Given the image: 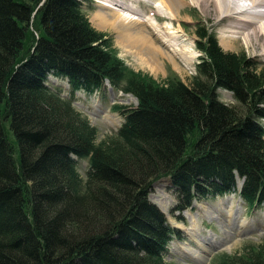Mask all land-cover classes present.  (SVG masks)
<instances>
[{
	"label": "trees",
	"instance_id": "trees-1",
	"mask_svg": "<svg viewBox=\"0 0 264 264\" xmlns=\"http://www.w3.org/2000/svg\"><path fill=\"white\" fill-rule=\"evenodd\" d=\"M87 1L0 0V264H172L174 230L148 197L162 177L177 212L234 192L264 206V68L203 25L190 84L159 83L125 68ZM49 75L67 80L68 98ZM106 84L137 104H113L123 121L96 143L74 94ZM74 157L87 160L85 178ZM216 264H264V240Z\"/></svg>",
	"mask_w": 264,
	"mask_h": 264
},
{
	"label": "rangeland",
	"instance_id": "rangeland-1",
	"mask_svg": "<svg viewBox=\"0 0 264 264\" xmlns=\"http://www.w3.org/2000/svg\"><path fill=\"white\" fill-rule=\"evenodd\" d=\"M102 1L88 0L83 4L84 12L91 26L97 31L107 34L110 38L112 49H115L117 57L127 70L147 74L159 83L176 77L184 83L190 84L196 73L195 65L201 55L196 48L195 29L203 25L214 33L218 42L221 37H233L231 46L228 43V49H224L225 51L244 53L257 64L258 68H264L262 43L257 45L246 33H240L237 29L232 28V32L226 31L227 26L233 22V18L221 23L216 22V16L213 13L207 14L204 9L200 10L195 5L187 4L188 2L184 3L183 7L176 12L175 20L170 24L166 19L157 17V24H166L172 28L174 37L171 35L172 39L168 43L166 37L163 38L165 42L175 49L176 47L182 48V51L185 49L182 58L177 55L174 58L175 61H172L169 59L171 57L169 55L156 56V58H152V62L142 66L137 62L135 56L128 54V51L121 46L115 31L109 28H96L90 21L97 10H104L98 6ZM142 1L149 5L146 8L143 7L142 17H144L155 3L154 0ZM152 2L153 4H151ZM185 56L190 59V63L182 62L181 59ZM154 62H156L154 65H157L156 69L149 66ZM46 84L51 89L59 91L62 96L69 97L70 88L66 79L50 75ZM217 95L224 103L237 104L232 93L228 90L218 89ZM113 104L134 107L137 102L132 95L114 90L108 84L92 94H85L81 90L74 94L73 106L95 127L97 131L96 143L107 142L112 138L123 121L122 115L112 110ZM262 124L264 127V120ZM75 160L78 173L82 178H85L88 168L87 160L77 158ZM240 183L241 181L237 178L236 185L239 186ZM148 197L164 214L174 230L165 255L166 261L172 264H216L221 254L240 255L249 246L257 245L264 240V206L250 209L239 197L238 192H235L233 196H227V198L219 196L194 200L188 209L177 212L173 210L176 197L169 178L162 177L152 184V190ZM193 242L198 243L200 248H197Z\"/></svg>",
	"mask_w": 264,
	"mask_h": 264
},
{
	"label": "bare ground",
	"instance_id": "bare-ground-1",
	"mask_svg": "<svg viewBox=\"0 0 264 264\" xmlns=\"http://www.w3.org/2000/svg\"><path fill=\"white\" fill-rule=\"evenodd\" d=\"M186 2L199 7L200 10L204 9L207 14L213 13L216 16V22L221 23L233 18V22L227 26L226 31L232 32V28L237 29L240 33H246L257 45L262 43L264 47V0H154L155 4L144 17H142L143 7H147V2L103 0L98 6L104 10H97L90 21L96 28H109L115 31L121 46L128 51V54L135 56L142 66L152 62V58L156 56L169 55L171 56L169 59L175 61L174 58L177 55L182 58L185 49L182 51V48L175 49L167 44L172 39L170 37L173 34L172 28L166 24H157V17L166 19L168 21L166 22L170 24L175 20L176 12ZM163 38L167 40V43ZM232 41L233 37H221L219 44L223 49H228V43L231 46ZM181 60L186 61V64L190 63V59L186 56ZM155 63L149 66L156 69ZM233 194L222 197L227 198ZM193 243L200 248L198 243Z\"/></svg>",
	"mask_w": 264,
	"mask_h": 264
},
{
	"label": "water",
	"instance_id": "water-1",
	"mask_svg": "<svg viewBox=\"0 0 264 264\" xmlns=\"http://www.w3.org/2000/svg\"><path fill=\"white\" fill-rule=\"evenodd\" d=\"M242 184V180H241V183H240V185Z\"/></svg>",
	"mask_w": 264,
	"mask_h": 264
}]
</instances>
